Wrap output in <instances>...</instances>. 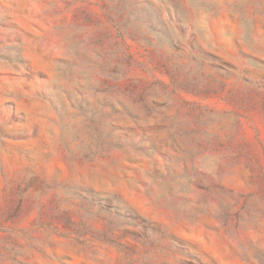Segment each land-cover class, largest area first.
Masks as SVG:
<instances>
[{
    "label": "rangeland",
    "instance_id": "1",
    "mask_svg": "<svg viewBox=\"0 0 264 264\" xmlns=\"http://www.w3.org/2000/svg\"><path fill=\"white\" fill-rule=\"evenodd\" d=\"M0 264H264V0H0Z\"/></svg>",
    "mask_w": 264,
    "mask_h": 264
}]
</instances>
